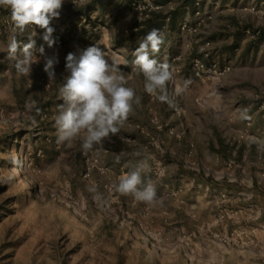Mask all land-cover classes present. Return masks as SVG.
I'll return each mask as SVG.
<instances>
[{
	"label": "rangeland",
	"instance_id": "rangeland-1",
	"mask_svg": "<svg viewBox=\"0 0 264 264\" xmlns=\"http://www.w3.org/2000/svg\"><path fill=\"white\" fill-rule=\"evenodd\" d=\"M133 1L64 0L51 23V48L38 27L18 35L24 43L32 37L36 49L43 45L45 56H58L54 79L44 72L45 56L38 51L27 77H17L15 62L0 53V264H264L262 153L256 148L247 181L195 166L190 137L197 114L189 98L183 100L187 113L180 101H158L131 67V53L150 32L153 17L165 11L162 19L167 10H135ZM170 2L173 10L175 0ZM202 4L206 14L179 21L188 19L196 29L184 31L186 37L203 35L222 49L234 44L238 58L231 59V73L240 75L242 90L251 89L240 100L256 108L254 98L264 95V48L260 37L249 41L243 30L261 35L264 0ZM11 27L10 10L0 6V43L7 44ZM93 45L129 77L140 102L119 133L83 151L79 139L70 147L57 142L55 118L60 87L70 74L66 55ZM175 51L167 60L159 54V60L176 75L183 48ZM174 89L170 84L173 101L182 94ZM142 160L150 166L142 178L153 183L157 197L151 204H131L134 198L114 185Z\"/></svg>",
	"mask_w": 264,
	"mask_h": 264
},
{
	"label": "clouds",
	"instance_id": "clouds-1",
	"mask_svg": "<svg viewBox=\"0 0 264 264\" xmlns=\"http://www.w3.org/2000/svg\"><path fill=\"white\" fill-rule=\"evenodd\" d=\"M63 3L64 0H0V6L10 10L12 21L8 42L0 43V53L15 62L13 67L17 77L30 76L32 65L38 61L33 59L37 51L45 56L43 45L36 49L32 37L24 43L17 36L38 27L44 30L42 39L48 47H53L51 23L60 17ZM164 42L160 30L152 29L132 51L131 67L134 73L143 76L147 94L162 103L172 104L169 85L174 83V72L169 63L152 58L160 52ZM58 63V56H45L44 72L49 80L56 77ZM65 69L70 74L59 90L62 103L55 118L57 142L70 147L79 139L83 151L103 146L105 139H110L125 126L140 98L129 85V77L114 61L106 58L98 45L69 52L65 57ZM185 87L175 85V95H180ZM149 168L146 160L139 161L131 171L119 177L115 191L138 202L153 203L157 197L155 186L151 181L145 183L142 178Z\"/></svg>",
	"mask_w": 264,
	"mask_h": 264
},
{
	"label": "crops",
	"instance_id": "crops-1",
	"mask_svg": "<svg viewBox=\"0 0 264 264\" xmlns=\"http://www.w3.org/2000/svg\"><path fill=\"white\" fill-rule=\"evenodd\" d=\"M192 2L193 0H175L174 9L167 25L164 46L153 57L160 62L159 54H162L163 58L167 60L176 52L177 47L183 48V59L179 62L176 75L174 74V84L181 87L186 85V87L182 94L173 101V104L180 101L187 113V103H183V100L189 98L196 111L197 116L192 121L194 131L190 137L195 145L192 150V155L196 156L195 166H200L203 171L204 169H210L212 172L226 170L232 173L230 180L241 178L247 181L251 178V169L255 171L256 148L260 150L264 159V116L258 113L256 108L250 109L252 104L246 105L245 103L243 105L240 100L242 97L250 95L251 89L242 90L239 86L240 75L236 78L231 73V70H234L231 59L237 61L238 58L234 44L226 46L225 49L217 48L219 41L209 40L203 35L197 39L188 40L187 33L179 30L178 25L182 18L190 17V15L194 17L196 9ZM164 13L165 11L156 13V16L153 17L155 20L150 23L149 31L163 23L161 17ZM243 36L249 41L260 37L262 40L260 49L264 48V35L255 37L246 28L243 30ZM231 40H234L233 35ZM205 41H210V48H208V57H204L203 60L229 65L231 69L228 73L208 79L193 75L192 59L199 55V47ZM249 55L251 57L252 53ZM245 75L247 74L244 73L243 76ZM208 81L211 82V87H205ZM185 120L191 122L187 116H185ZM248 121L249 124H247ZM240 135H243L244 138L235 144L234 138H239ZM181 155L185 156L183 152Z\"/></svg>",
	"mask_w": 264,
	"mask_h": 264
},
{
	"label": "built area",
	"instance_id": "built-area-1",
	"mask_svg": "<svg viewBox=\"0 0 264 264\" xmlns=\"http://www.w3.org/2000/svg\"><path fill=\"white\" fill-rule=\"evenodd\" d=\"M163 3L156 2L155 0H134L131 3L132 9H138L141 10H148L149 12H154L159 9L165 8L166 14L163 18V23L161 26L156 27V29L160 30V32L163 34L165 38V29L167 28L168 22L170 20L169 13L172 10V4L170 0H162ZM203 0H193V5L195 7V12L193 16H200L201 14H206L207 11H205V6L202 4ZM191 23L188 21V19H184L183 21L179 22L178 28L181 31H195L190 28ZM210 43L209 41H206L202 44V46L199 47V55L194 57L191 62V69L192 73L195 77L199 78H210L212 76L220 77L223 76L225 73H227L230 70L229 65H220L215 61L209 60L204 61L203 58H207L208 53V47ZM162 47V46H161ZM256 110L258 113L264 116V95H259L254 98ZM249 124V122L247 123ZM159 166V165H158ZM159 172L162 173V167L158 168ZM87 175V174H85ZM84 175V176H85ZM108 194L112 196L114 194V190L108 188ZM110 203L113 202L112 200L109 201ZM136 201L135 199L131 202V204H134Z\"/></svg>",
	"mask_w": 264,
	"mask_h": 264
},
{
	"label": "trees",
	"instance_id": "trees-1",
	"mask_svg": "<svg viewBox=\"0 0 264 264\" xmlns=\"http://www.w3.org/2000/svg\"><path fill=\"white\" fill-rule=\"evenodd\" d=\"M193 3V2H192ZM172 12V11H171ZM171 12L169 13V17L171 18ZM165 17V16H164ZM163 17V18H164ZM261 35H264V30H262Z\"/></svg>",
	"mask_w": 264,
	"mask_h": 264
}]
</instances>
